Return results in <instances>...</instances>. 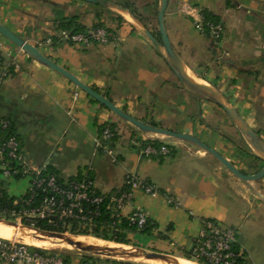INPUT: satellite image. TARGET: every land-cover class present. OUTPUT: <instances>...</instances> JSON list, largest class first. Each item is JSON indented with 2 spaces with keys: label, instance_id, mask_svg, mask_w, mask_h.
<instances>
[{
  "label": "crops",
  "instance_id": "obj_1",
  "mask_svg": "<svg viewBox=\"0 0 264 264\" xmlns=\"http://www.w3.org/2000/svg\"><path fill=\"white\" fill-rule=\"evenodd\" d=\"M108 1L128 5L155 30L158 0ZM191 9H206L218 18L223 26L218 43L195 29ZM72 16L85 30L109 29V42L53 41L62 35L58 23ZM118 16L83 0H0L1 23L128 114L196 136L246 174L258 171L263 163L222 108L185 89L145 36ZM164 20L170 42L188 67L223 93L264 140V0H167ZM0 115L12 119L29 170L49 167L64 180L88 174L101 193L120 189L128 173L153 185L154 194L134 187L122 216L142 210L157 229L129 233V244L118 245L184 258L200 219L231 227L248 224L257 233L264 228L263 202L213 156L181 140L165 141L173 152L161 159L143 156L140 148L149 145L148 139L1 35ZM103 124L114 125L118 133L109 143L112 154L96 145ZM23 180L25 185L11 193L9 188ZM0 184L12 195L27 188L26 179L0 177ZM256 188L264 195V177ZM237 244L247 256L245 264H264V253L255 259L246 245ZM66 255L67 264H80L83 255L98 264H150L87 252Z\"/></svg>",
  "mask_w": 264,
  "mask_h": 264
},
{
  "label": "built area",
  "instance_id": "obj_2",
  "mask_svg": "<svg viewBox=\"0 0 264 264\" xmlns=\"http://www.w3.org/2000/svg\"><path fill=\"white\" fill-rule=\"evenodd\" d=\"M194 18V27L197 31L204 33L206 27L214 44L221 39L223 26L221 23L207 21L204 23L201 10L191 9L188 11ZM205 25V26H204ZM64 40L73 43L89 45L90 43H107L109 34L104 27H92L84 33L70 34L63 31ZM6 72L4 71V74ZM12 120L10 117L0 115V132L11 130ZM112 132L105 128L101 139L96 140L97 148L112 154L109 141ZM140 153L145 157L155 155L166 156L169 154L168 147L164 144L159 148L151 145L141 146ZM18 164L21 177L15 175L19 172L12 164ZM41 170H29L25 166L24 156L19 151V142L15 135L0 136V177L2 181L11 180L18 182L26 179L27 188L21 195H13L15 204L20 196L27 194L19 209L12 210L11 215L14 222L24 225L23 221L33 227L36 220H47L49 224L70 228L72 222H77L82 228L91 227L93 218L99 215V204L104 199V194L99 192L93 180L86 174L80 179L57 181L55 175H42ZM140 187L148 194H154L157 190L146 180H141L134 173L126 174L123 186L108 195V208L111 217L120 222L122 218L130 221H138L143 224L147 215L142 210H133L127 217L122 216V210L132 200V189ZM0 189H5L1 186ZM6 190V189H5ZM7 191V190H6ZM43 197L37 199L38 193ZM8 193V192H7ZM9 195H12L8 193ZM170 201V200H169ZM171 202V201H170ZM200 231L192 238L190 249L191 256L195 262L201 264H236L239 253L233 245L237 243V232L234 227L224 226L215 219H200ZM69 232L64 231L62 233ZM65 252L51 250L50 248L33 245L23 240H11L0 238V264H65Z\"/></svg>",
  "mask_w": 264,
  "mask_h": 264
},
{
  "label": "water",
  "instance_id": "obj_3",
  "mask_svg": "<svg viewBox=\"0 0 264 264\" xmlns=\"http://www.w3.org/2000/svg\"><path fill=\"white\" fill-rule=\"evenodd\" d=\"M105 9H108L117 15L121 16L124 20L131 23L141 34L145 36L151 47L157 52V54L165 61V63L172 70L180 84L190 91L191 93L199 96L200 98L212 102L218 105L227 114L232 124L236 127L244 142L249 147L252 154L258 158L263 166L253 174H246L239 170L233 163H231L226 157L219 153L214 148L208 146L196 136L188 133L175 132L169 129H165L145 121H142L123 109L116 106L109 98L98 93L91 87L82 83L73 74L67 71L65 68L57 65L50 60L46 55L38 50L37 47L26 42L21 36L11 31L7 26L0 22V35L11 41L17 47H19L28 57L39 62L40 64L52 69L53 71L61 74L72 82L76 87L85 92L95 101L103 105L106 109L112 112L118 119L128 124L136 132L142 135L148 140H157L162 142H174L185 141L189 142L206 153L213 156L226 170H228L233 176L242 181L254 195L264 204V195L257 190L253 183L264 177V140L255 131L247 121L239 114L233 104L227 99V97L221 93L214 85L208 84L201 80L185 63L177 50L174 48L167 35L165 26V10L167 7V0H158L157 6V26L160 33V38L152 34V32L145 26V24L136 17L128 8L108 0H83ZM0 222L20 227L23 229L34 230L37 234L49 238H57L64 243L75 247L76 249L95 254H105L107 256H118L121 258H132L145 260H162L171 264H178L177 258L172 255L145 251L141 248L119 249L110 246H98L92 244H86L81 241L75 240L73 237L59 232L42 231L36 228L28 227L26 225H19L18 223L10 220L0 219Z\"/></svg>",
  "mask_w": 264,
  "mask_h": 264
},
{
  "label": "trees",
  "instance_id": "obj_4",
  "mask_svg": "<svg viewBox=\"0 0 264 264\" xmlns=\"http://www.w3.org/2000/svg\"><path fill=\"white\" fill-rule=\"evenodd\" d=\"M124 7L128 8L150 30V28L145 23V21L141 17H139V15L135 14L134 11L132 9H130V7L128 5H125ZM201 12H202V16L204 19L203 20L204 23L207 21L214 22V23H220L218 18L216 16H214L208 10L202 9ZM118 18L120 20H124L121 16H118ZM57 27L60 30V32L66 31V32H69L70 34L84 33L87 31L79 23L78 18L76 16H72L67 20L59 22ZM94 27H103V26L96 25ZM105 29L107 30V32L109 34V40H110V38L112 37V34H111L109 29H107V28H105ZM150 31L158 39L160 38L158 26L155 30L151 29ZM204 34L210 37L209 31L206 27L204 28ZM56 39L64 40L62 35L59 36L58 38H53V41H55ZM66 41L71 42L69 40H66ZM71 43H73V42H71ZM8 70L10 72H12L11 67H9ZM94 90L99 93V91L97 89H94ZM105 128H109L110 131L112 132L111 139L109 141H107V143H110L114 139L117 138L118 133H117V130H116L114 125L103 124V125H100L98 127L100 135L102 134V132ZM12 134L15 135V137L17 138V140L19 142V151L21 152V154H23L21 140H20L19 135L14 130L13 122L11 125V130H7L5 132H0L1 137L2 136L6 137V136H9ZM145 142L151 146L156 147V148H159L160 146L165 144L169 149V154H171L173 152L168 143L157 141V140H146ZM152 157L153 158L160 157V159H161L163 157V155H155ZM256 159H258V158H256ZM12 166L16 167L18 169L19 172L15 175V177L17 179H19L21 177L20 166L18 164H15V163H13ZM41 174L44 176L55 175L57 177V181L59 183H62L65 181L64 179H62L58 175V173L54 169L49 168V167L42 168ZM87 176L90 179H92V177L90 175L87 174ZM81 177H82L81 175H77V176L69 178L67 180L80 179ZM111 192H114V191H111ZM111 192L103 193L104 199L99 204V212L100 213L98 216H95L93 218V225L89 228L88 227L82 228L79 224H77V222H72L70 224L71 225L70 228H68L66 226L65 227L62 226V223L61 224L59 223L58 226H53V225L49 224L47 220H36L35 223L33 224V227L38 229V230H42V231H51V232H59V233H62L64 231L68 230L70 233L75 234V235H90V236H93L96 238H101V239L106 240V241L119 243V244H126V245L129 244V240L127 239L129 233L137 232L140 234H152L157 229V224L154 223L148 217L146 218V220L143 224H139L138 221H130L127 218H122V220L119 223L116 222V220L111 217L110 208H108V205H109L108 195ZM42 195L43 194L39 192L36 200H39L40 198H42L43 197ZM26 196H27V194L20 196L17 200V204H15L14 202H15L17 197H15L13 195H9L5 189H0V219L13 221L14 217L11 215L12 210L19 209L20 205L22 204V201L26 198ZM23 224L26 226H30L29 223H26L25 221H23ZM233 248L235 249L236 252L239 253V257L237 258L236 264H245V259H244L245 253L240 249V247L238 246L237 243H235L233 245ZM63 256H64L65 264H67L68 256L66 255V253L63 254ZM182 257L189 259V260H194L191 256L190 250H184ZM79 262H80V264H98L97 259H94L91 255H83L80 258ZM197 263L201 264V262H199V261H197Z\"/></svg>",
  "mask_w": 264,
  "mask_h": 264
},
{
  "label": "rangeland",
  "instance_id": "obj_5",
  "mask_svg": "<svg viewBox=\"0 0 264 264\" xmlns=\"http://www.w3.org/2000/svg\"><path fill=\"white\" fill-rule=\"evenodd\" d=\"M156 28H157V25H155V29ZM259 135H260V133H259ZM258 181L253 183V186L255 188H256V184H257ZM24 185H25V180H23L18 185H15L14 188L9 186L10 187L9 189H10L11 193L16 194L15 190L18 189L21 186H24ZM112 191H115V190H112ZM253 195H254V193H253ZM223 225H226V224H223ZM2 227L7 228V226H2ZM8 228H10V230L12 229L11 227H8ZM234 228L236 229V232H237L236 237H237L238 243L246 245L248 247L249 252H250V256H252V258L256 259L257 256L259 255L258 252L264 253V228L263 227H260V230H259L260 233H257V231H254L252 228H250V226L248 224H242L241 226H237V227H234ZM12 231H13V229H12ZM17 231H18V235L15 238L16 240L19 239V240H23L25 242H29V243H31L33 245H36V246H41V247L43 246V243L35 242L36 239L33 238L32 236H30V234H34V235L38 236V234L34 230L23 229V228L19 227V229ZM66 234L71 236V237H73L74 239H78L77 241H81L83 243H86V242L89 241L88 244H92V245L110 246V247L119 248V249L127 248L128 250H132L133 249L131 247L118 245V244H116L114 242H110V241L106 242V240H103L101 238H96V237H93V236H90V235H75V234H72L70 232H67ZM11 240H14V239H11ZM52 240H55V241H58V242L55 245L47 246L51 250H58V251H61V252H65L66 254H67V252H72V253H82L83 252V251H80V250L76 249L75 247H68L67 245L62 243V241L60 239L52 238ZM89 254H91V253H89ZM95 255H99V256H102V257L114 258V259H117V260H134V261L145 260L143 258L132 259V258H121V257H118V256H107L105 254H99V253H95ZM246 257L247 256L245 254L244 259H246ZM247 260H250V258L247 259ZM250 261H248V264H251ZM146 262H149L150 264H156L153 261H146Z\"/></svg>",
  "mask_w": 264,
  "mask_h": 264
},
{
  "label": "bare ground",
  "instance_id": "obj_6",
  "mask_svg": "<svg viewBox=\"0 0 264 264\" xmlns=\"http://www.w3.org/2000/svg\"><path fill=\"white\" fill-rule=\"evenodd\" d=\"M2 226H7V228L2 227ZM8 227H11L13 229V231H12V229L10 230V228H8ZM18 229H19V227H15V226H12V225H7V224H4V223L0 222V238L15 239L17 237V235H18V231H17ZM30 236H32L33 238L36 239L35 242L43 243L42 247L45 246V243L48 244V245H55L58 242V241L52 240L49 237L41 236L39 234H38V236H36L34 234H30ZM62 243H64V242L62 241ZM88 243H89V241L86 242V244H88ZM64 244H66V243H64ZM66 245H68V244H66ZM68 246L73 247L71 245H68ZM125 249H127V248H125ZM176 258H177L178 264H196L197 263V262L195 263L194 260H193L194 261L193 262L191 260H187V259H184V258H181V257H176ZM148 261H153L156 264H165V263L166 264H171V263H167L166 261H162V260H148Z\"/></svg>",
  "mask_w": 264,
  "mask_h": 264
}]
</instances>
